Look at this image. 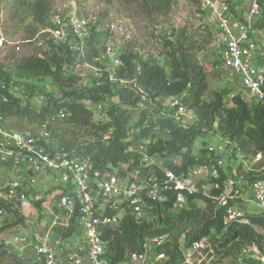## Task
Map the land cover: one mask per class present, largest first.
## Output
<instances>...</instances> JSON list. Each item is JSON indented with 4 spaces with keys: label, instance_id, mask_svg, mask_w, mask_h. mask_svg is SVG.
Returning <instances> with one entry per match:
<instances>
[{
    "label": "built area",
    "instance_id": "2783aa9c",
    "mask_svg": "<svg viewBox=\"0 0 264 264\" xmlns=\"http://www.w3.org/2000/svg\"><path fill=\"white\" fill-rule=\"evenodd\" d=\"M237 2L239 7L233 6L232 0H198L212 38L207 45L210 60L201 67L217 79L232 82V88H226L227 93L222 98V106L226 109L234 98L249 104L264 102V28L260 27L264 0ZM70 7L66 18L54 21L53 27L46 31L53 44L66 43L72 54L82 57L91 29L88 20L79 15L76 0L71 1ZM2 44L0 36V47ZM114 63L115 69L121 64L118 59ZM107 78L117 87L128 81L117 77L116 70L108 73ZM9 93L20 103L35 101L33 107L37 112L48 106L45 95L33 98L19 88L9 89ZM5 101L0 98V165L9 162L15 173L10 180L0 183V202L12 210L7 213L0 209V218L12 222L15 212L20 218L26 217L25 213L38 216L25 227V234L15 233L11 240V245L21 252L25 249L31 252V257H22L20 264H110L106 257L108 246L101 238L102 230L116 225L127 213L137 223L150 222L153 219L151 203L161 204L170 194L173 203L167 210L173 212L194 200L189 201L188 196L201 193L212 197L213 191H219V196L214 198L226 205L225 226L233 222L247 223L244 205L248 201H252L264 217V178L246 183L232 168L224 185L218 182L224 160L230 161L235 154L244 157L228 138H224V143L207 146L209 153L221 156L216 164L196 165L186 173H177L173 168L161 170L157 166V155L149 154V147L136 140L143 129L136 126L130 130L123 145L126 153L138 156V162L120 163L113 171L100 172L94 168L90 156L55 148L45 138L48 128L67 119V110L48 114L39 125L40 134L31 131L9 133L3 127ZM83 103L87 104V101ZM159 114L183 127L196 120L193 112L176 97L160 100ZM254 158L258 161L260 155ZM174 166L179 168L181 164L175 161ZM153 168L160 169L162 178H158ZM260 171L264 173V166ZM194 178L201 179L200 188L193 182ZM43 218L49 220L48 225L41 224ZM69 226L73 228L72 235L78 234L75 241H69L72 235L63 239L58 232H55L57 238L51 237L55 228L63 230ZM165 239L164 235L146 239L140 252H128L118 264H161L165 258L156 254V248ZM208 239L204 236L184 248L177 264H195ZM246 259L254 264H264V251L254 245L247 246L239 252L238 264Z\"/></svg>",
    "mask_w": 264,
    "mask_h": 264
},
{
    "label": "trees",
    "instance_id": "16d2710c",
    "mask_svg": "<svg viewBox=\"0 0 264 264\" xmlns=\"http://www.w3.org/2000/svg\"><path fill=\"white\" fill-rule=\"evenodd\" d=\"M171 0H141L144 7L151 11L168 9ZM198 6V0H186ZM51 0H32L27 6L31 20L43 27H53V24H45L47 12L50 9ZM264 28V20L260 23ZM91 30L86 44L98 42L102 32ZM201 37L200 32L188 33L184 30L174 31L173 39L164 42L165 51L163 54L169 59V72L156 62H147L136 54L120 55V66L116 70L119 78L132 81V84L125 87L106 84L105 86L88 88L81 92L76 90L63 91L60 99L52 100L47 98L48 106L43 111L37 112L29 102L21 104L19 99L9 93L8 85L10 80L4 74L0 76V98L8 102L3 108V113L13 114L21 118H27L33 123L40 125L44 118L59 109L69 112L67 119L61 123L66 128L58 130L48 128L50 138L56 140L55 148H64L72 153H82L91 157L94 168L100 172L113 171L120 163L129 161L138 162V156L126 153L123 145L130 130L143 123L154 124L160 130L167 131L171 136V142H155L148 148L149 154H157L159 158H165L172 153H178L185 149L182 155L181 166L175 168L177 173H186L196 165L209 166L216 164L217 158L214 153H209L206 147L204 136L211 132H217L224 138L230 139L244 155L255 157L261 155L264 166V102L249 104L237 98L232 99L229 108L222 106V98L227 93L226 88L215 91L208 89L206 74L196 61V54L204 47H207L209 39H203L201 46L197 38ZM207 36L211 38L208 33ZM92 50H94L92 48ZM95 51V50H94ZM72 52L66 43L53 44L49 41L48 58L30 57L21 60L15 66L17 75L24 78L50 77L55 82H63L64 67L71 58ZM95 55V52L93 53ZM13 85V84H12ZM141 90L146 95V110H138V120L128 125L126 113L128 109L136 108L140 103ZM30 94V93H29ZM210 96L205 100V95ZM31 96V95H30ZM46 96V95H45ZM116 97L118 105L110 108L106 114V121L93 123L92 112L84 106L83 101L99 102L104 97ZM32 97V96H31ZM53 97V96H52ZM167 97H176L180 103L191 110L196 117L194 124L183 127L168 117L161 116L160 100ZM154 110L152 118H146L147 110ZM128 125V126H127ZM72 130V131H71ZM73 131L82 132L87 141L84 144L75 145L72 138ZM68 136V138H67ZM202 140L198 153H192L194 142ZM229 161V159H226ZM232 166H226V174L223 167L219 169V184L224 185L226 177L231 173ZM223 170V174L222 171ZM153 171L162 178V172L153 168ZM246 183L255 179H262L263 176L252 175L250 172H239ZM219 191H213L212 197H205L201 193L188 196V200L198 199L205 203V209L184 208L173 217H163L161 210L172 207V194L161 204L151 203L153 219L150 222L137 223L128 213L123 215L119 222L111 227L104 228L101 238L106 242L108 250L106 257L110 264L122 262L128 252H140L143 242L155 236H166V239L156 248V254L163 255L165 260L161 264H177L181 260V252L191 243L204 236H216L223 233L226 228L232 239H238L249 246L255 245L262 249L261 241L264 236L258 234L254 227L264 232V217L260 214H247V223L240 224L233 222L224 224L226 205L218 203L214 198L219 196ZM0 209L7 213L12 212L11 208L0 202ZM22 221L17 213H14V220L10 226H16ZM60 237L69 238L73 233L72 226L59 230ZM184 237V244L181 245L180 238ZM181 245V249H180ZM241 251V250H240ZM6 253L0 251L1 257ZM15 264L21 263V257L12 252ZM240 264H254L250 259Z\"/></svg>",
    "mask_w": 264,
    "mask_h": 264
},
{
    "label": "rangeland",
    "instance_id": "374dc122",
    "mask_svg": "<svg viewBox=\"0 0 264 264\" xmlns=\"http://www.w3.org/2000/svg\"><path fill=\"white\" fill-rule=\"evenodd\" d=\"M71 1L51 0L45 24H53L54 21L66 18L71 8ZM30 2L32 0H0V36L3 38V44L0 47V76L4 74L9 78V89L19 88L29 92L33 98L39 95H46L47 98L51 97L52 100H55V98L61 96L63 91L76 90L83 92L89 86L98 88L108 83L110 84L111 82L107 78L108 73L117 70L115 69L114 60H120L119 57L123 54H136L147 62L158 63L169 72V68H166L169 65V59L163 52L165 51L164 42L168 39H173V30L176 32L184 30L188 33L193 31L200 32L202 38L196 37L199 46L202 45L201 41L203 39H209V43L212 39L207 36L209 30L199 6L186 0H171L169 8L161 11L146 9L141 0H76L79 15L88 20L89 28L91 30L94 28L95 32H102L103 35L99 37L98 42L87 45L84 56L71 55L64 67L63 82H55L50 77L24 78L16 74L15 66L25 58L38 57L47 59L50 41V34L46 31L50 27H43L41 24H36L31 20L27 8ZM232 3L235 7L240 6L237 0H232ZM245 3H249V0H245ZM207 47H204L196 54L197 63L203 67L210 60L208 59ZM94 52L95 55H93ZM205 74L209 90L232 88V82L217 79L210 73ZM125 80L127 81L128 79ZM111 84L117 85L114 82ZM129 85H131V80L118 86ZM139 94L140 103L136 108L128 109L125 115L128 119V125L138 120V110H146V95L142 91ZM209 99L210 96L206 94L205 100ZM86 101L87 104H84V106L91 110L93 123L105 122L108 110L118 105V99L110 96H106L103 100L95 103ZM28 102L30 105V101ZM7 103V101L3 103V108H5ZM32 104L34 106L35 101H32ZM145 115L146 118L151 117L153 120L154 110H147ZM3 127L9 133L31 131L40 134L39 125L36 123L27 118L10 115L6 112H4ZM142 127L143 131L141 138L139 137V143L144 146H153L158 141L171 142V136L166 131L160 130L153 123H143ZM51 128L60 132L66 126L59 124ZM73 132V135L68 136L73 137L72 139L75 140L74 144L76 146L87 141L82 132ZM45 138L50 146H55L56 140L50 138L49 132ZM148 139L151 141H147ZM204 140H206V147L225 142L224 137L217 132L205 135ZM201 144L202 140L200 138L194 142L192 147L193 154L198 153ZM228 149H232L230 145ZM184 152L185 149L167 156L168 158L165 160L167 167L171 166L173 161L178 158L181 163ZM157 156L159 158V155ZM262 162L261 155L260 159L255 161V158L249 155H244L243 158H240L238 154H235L230 161L224 160L222 167L225 174L226 166L230 164L236 172H250L252 175L263 176V171L258 172L261 170ZM6 164L11 166L9 162H6ZM223 170L221 171L222 174L224 173ZM205 206V203L202 202L196 206H187L185 208L202 211ZM244 210L248 214H260L261 212L252 201L245 203ZM179 211H165L162 216L170 218ZM18 217L20 218L19 215ZM43 219L42 225L49 222L46 218ZM10 220H13V218ZM10 223L9 219L0 218V251H6L1 257L2 264H15L16 261L12 255L14 250L9 244L15 233L25 234L23 227L20 226L17 230L14 229V226H10ZM254 230L264 236V232L260 228L254 227ZM77 237L78 234H73L69 241H75ZM208 237L207 243L196 257L195 264H238L237 258L240 250L249 246L238 239H232L226 228L223 233ZM180 243L181 245L185 243L184 237L180 238ZM181 245L180 249L182 248ZM261 247L262 249L260 250L264 251V238L261 241Z\"/></svg>",
    "mask_w": 264,
    "mask_h": 264
},
{
    "label": "crops",
    "instance_id": "0c3cea01",
    "mask_svg": "<svg viewBox=\"0 0 264 264\" xmlns=\"http://www.w3.org/2000/svg\"><path fill=\"white\" fill-rule=\"evenodd\" d=\"M170 64V63H169ZM166 68H169V65L166 67ZM142 131H143V129L141 130V134L138 136H136V140L139 142V139L141 138L140 136H142ZM140 137V138H139ZM147 141H151L150 139H148ZM147 145H150V144H147ZM149 147V146H148ZM167 158L168 157H165V158H158V156H155V161H156V163H157V166L161 169V170H163V169H175V166H174V162L176 161V162H179L180 163V159L178 158L177 160L175 159L174 161H173V164L171 165V166H169V167H167V164H165V160H167ZM164 161V162H163ZM181 164V163H180ZM4 168V169H3ZM159 169V170H160ZM14 170L12 169V167L11 166H7V164L5 163L4 165L2 164V165H0V183L1 182H4L5 180H10L11 178H12V176L14 175ZM193 182L200 188V185L202 184V181H201V179L200 178H194L193 179ZM42 186V184L40 183L39 184V187H41ZM198 203H202V201H200V200H198V199H194L193 201H191L189 204H188V206H196V205H198ZM165 211H167V212H170V211H168V210H166V209H162L161 210V213H163V212H165ZM173 212H175V211H173ZM25 215H26V217H24V218H21L22 219V221L19 223V224H17L16 226H14V229H17L18 230V228L21 226V227H23V230H24V232H25V227L26 226H28V225H30L31 224V222H32V220H36L37 218H38V216L36 215V214H34V213H32V214H29V213H25ZM47 225H48V223H46ZM54 233L52 234V238H57L58 237V235H56V233H57V229L55 228L54 230ZM56 232V233H55ZM59 234V233H58ZM12 240V239H11ZM9 245H11V241H10V244ZM11 247H12V249L15 251V253H17V255L18 256H20L21 257V259H22V257L24 258V259H29V257H31V252L29 251V249H25V250H23L22 252L19 250V248H17V247H13L12 245H11ZM13 251V252H14ZM2 264V263H1Z\"/></svg>",
    "mask_w": 264,
    "mask_h": 264
}]
</instances>
